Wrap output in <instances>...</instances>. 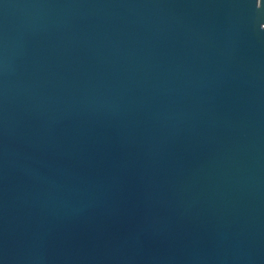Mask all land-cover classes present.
Wrapping results in <instances>:
<instances>
[{"label": "water", "instance_id": "water-1", "mask_svg": "<svg viewBox=\"0 0 264 264\" xmlns=\"http://www.w3.org/2000/svg\"><path fill=\"white\" fill-rule=\"evenodd\" d=\"M0 264H264V0H0Z\"/></svg>", "mask_w": 264, "mask_h": 264}]
</instances>
